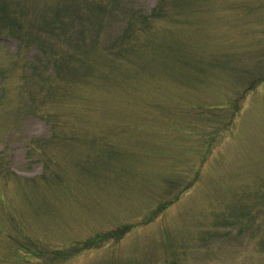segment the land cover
<instances>
[{"label": "rangeland", "instance_id": "1", "mask_svg": "<svg viewBox=\"0 0 264 264\" xmlns=\"http://www.w3.org/2000/svg\"><path fill=\"white\" fill-rule=\"evenodd\" d=\"M0 264H264V0H0Z\"/></svg>", "mask_w": 264, "mask_h": 264}, {"label": "trees", "instance_id": "2", "mask_svg": "<svg viewBox=\"0 0 264 264\" xmlns=\"http://www.w3.org/2000/svg\"><path fill=\"white\" fill-rule=\"evenodd\" d=\"M113 236H114V233L108 235V238H112ZM101 237H103L102 234H101V236L95 238V240H96V241H99V240L101 239ZM113 238H114V237H113ZM67 254H69V252H68Z\"/></svg>", "mask_w": 264, "mask_h": 264}]
</instances>
